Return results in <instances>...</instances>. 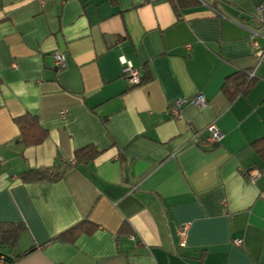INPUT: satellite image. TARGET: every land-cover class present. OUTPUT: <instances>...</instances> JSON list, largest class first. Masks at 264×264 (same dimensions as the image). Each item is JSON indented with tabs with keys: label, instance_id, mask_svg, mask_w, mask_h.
Masks as SVG:
<instances>
[{
	"label": "crops",
	"instance_id": "1",
	"mask_svg": "<svg viewBox=\"0 0 264 264\" xmlns=\"http://www.w3.org/2000/svg\"><path fill=\"white\" fill-rule=\"evenodd\" d=\"M179 1L189 0H0V224L23 225L15 264H264V160L253 147L264 137V58L251 44L252 32L264 36V0L176 11ZM237 73L255 81L231 100L223 88ZM200 94L206 107L169 114ZM26 115L48 132L42 145L20 142ZM212 126L220 142L208 150ZM88 146L101 155L62 180L21 181L75 166ZM82 221L96 231L54 240Z\"/></svg>",
	"mask_w": 264,
	"mask_h": 264
},
{
	"label": "trees",
	"instance_id": "2",
	"mask_svg": "<svg viewBox=\"0 0 264 264\" xmlns=\"http://www.w3.org/2000/svg\"><path fill=\"white\" fill-rule=\"evenodd\" d=\"M199 3L196 0L174 2L173 6L176 11L198 7ZM254 78L249 74L237 73L227 79L223 88L225 94L230 96L231 100L235 99L240 94L246 93L254 83ZM232 87H235V92H232ZM20 130V142L24 147H35L42 145L48 139V132L41 126L40 120L32 115H26L16 120ZM217 147L216 145L214 148ZM259 158L264 160V137L258 139L253 144ZM208 150H213L208 149ZM101 152L94 146H88L78 150L75 153L76 165L66 163L64 166H55L53 168L35 169L21 174L20 179L23 183H55L65 176L72 168L87 166L94 162ZM97 227L89 222L82 221L71 229L60 234L55 241L67 243L75 242L82 234H93ZM24 232L23 225L14 223L0 224V256L5 258V264H15L21 256H13L16 251L18 242Z\"/></svg>",
	"mask_w": 264,
	"mask_h": 264
},
{
	"label": "built area",
	"instance_id": "3",
	"mask_svg": "<svg viewBox=\"0 0 264 264\" xmlns=\"http://www.w3.org/2000/svg\"><path fill=\"white\" fill-rule=\"evenodd\" d=\"M256 21L258 24L262 26L264 30V3L260 4L256 8ZM260 37L264 38V36L261 33L252 32L251 33V44L257 56L260 59H263L264 58V47H261L259 44L258 39ZM53 59H54L55 66L57 67V69H62L65 67L66 57L63 53L55 52L53 55ZM122 64L124 67L123 68L124 75L128 79L130 85L132 86L141 85L143 82L141 70L134 67V65L131 62L127 61L126 59H122ZM250 77L254 78V73L250 74ZM190 104L203 108L208 105V102L205 96L200 94L193 99L184 98V99H180L176 101L170 107L168 112L172 116V118L179 119L181 118L182 110L184 109V107ZM209 130L211 132V136L207 140V142L203 143V145L201 144V146L208 148V149H212L215 145L219 144L220 135L216 127L214 126L210 127ZM260 176H261V173L258 170H251L246 173L247 179L250 180L252 183H255ZM178 235L180 239V245L184 246L187 236H188L187 229L184 228L180 230ZM234 244L237 247H240L242 245V241L241 240L235 241ZM0 264H5V258L3 256H0Z\"/></svg>",
	"mask_w": 264,
	"mask_h": 264
}]
</instances>
